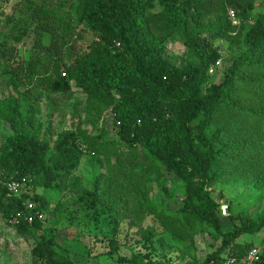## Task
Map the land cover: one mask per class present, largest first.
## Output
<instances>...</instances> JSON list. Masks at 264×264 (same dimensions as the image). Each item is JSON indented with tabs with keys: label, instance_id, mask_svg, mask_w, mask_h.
<instances>
[{
	"label": "trees",
	"instance_id": "trees-1",
	"mask_svg": "<svg viewBox=\"0 0 264 264\" xmlns=\"http://www.w3.org/2000/svg\"><path fill=\"white\" fill-rule=\"evenodd\" d=\"M7 1V12H0V127L12 133L0 142V213L15 229V245L20 239L33 243L30 264L71 262L57 258L53 228L44 225L49 201L35 193L30 209L11 197L5 183L25 180L30 190L79 194L74 173L83 153L102 157L105 170L93 177L83 202L111 227L110 257L125 219L144 246L163 234L187 250V228H213L220 245L203 262L190 264H221L255 246L239 238L264 232V212L237 229H223L220 200L208 188L240 179L249 183V197L263 199L264 9L232 36L229 10L246 14L253 0ZM173 36L185 46L182 65L165 54ZM220 39L230 43L233 60L222 80L212 82L208 73L221 58L215 44ZM73 87L84 95L85 114L92 118H77L55 133L49 121L36 117L37 102L44 93L54 104L56 97L70 100ZM107 109L113 138L103 118ZM167 174L182 190L171 212L149 193V183L156 182L162 195L172 197ZM147 217L162 232L144 226ZM60 219L58 204L51 224ZM259 248L264 264V246ZM8 249L3 239L0 250ZM138 251L116 261L150 264V255Z\"/></svg>",
	"mask_w": 264,
	"mask_h": 264
},
{
	"label": "rangeland",
	"instance_id": "rangeland-1",
	"mask_svg": "<svg viewBox=\"0 0 264 264\" xmlns=\"http://www.w3.org/2000/svg\"><path fill=\"white\" fill-rule=\"evenodd\" d=\"M5 2L8 1L0 0V12H7ZM252 2V8L248 9L246 14H236L234 12L235 18L230 19L233 27L230 32L232 36L243 28L247 30L249 23L263 12L264 0H253ZM215 44L221 53V58L209 69L208 74L211 76L212 82H219L222 80L225 69L231 63L233 57L229 48L230 43L227 40L220 39L215 41ZM29 46H31V43H28V46L26 45L27 48ZM184 51L185 46L177 36L170 37L166 42L165 54L169 59L174 60L177 65L183 64L182 55ZM72 90L74 95L70 100L67 95L56 97L57 103L54 104L53 96L44 93L37 102L39 112L36 113V117L41 122L49 121L55 133L70 129L72 122L77 118H82L81 121L85 123H89L88 119L92 118L85 114L84 95L76 87H73ZM49 113L51 115L48 117ZM103 118L106 128H108V137H115L111 126L113 114H111L110 109L104 112ZM104 121L100 123L104 124ZM87 127L92 133H96V130H94L95 132L92 131L88 124ZM11 133L7 125H4L3 128L0 127V142L3 141L4 137H9ZM82 147L85 148V145H82ZM99 159L102 161V157L96 158L91 154H82L80 164L74 173L81 181L82 191L79 194L72 191L58 192L43 188L30 190L23 187L16 195L11 196L21 198L26 205L31 204L32 208L30 209L35 206L32 201V196L35 193L44 196L49 201V211L44 214L43 218H45L44 225L48 229L53 228L57 258L69 261L71 264H120L116 261V256L131 258L133 254H137L136 252L141 250L142 253L150 255V264H190L194 260L198 263L203 262L206 256L220 245V240H217L213 235V228L196 226L194 229L187 228L188 232L192 234V246L187 250L172 240L170 236H163V234L154 237L150 244L144 246V240L138 234L137 228L133 226L129 228L128 219H125L119 227L117 253L115 256L110 257L107 252L110 249L108 236L111 227L103 215L94 218L95 208H89L83 202L88 198L87 193L92 188L93 177L98 172L105 170ZM165 177V182L172 193V197L167 198L162 195L156 182L149 183V193L152 201L163 204L171 212L178 208L182 190L172 174H167ZM208 189L214 198L220 200L219 220L223 229H237L247 217L255 218L258 214L264 212V195L259 203L257 197H249V183L244 180L231 179L225 183L214 184ZM58 204L61 208V219L55 227L50 220L53 210ZM222 206H226L225 211H222ZM239 214L244 215L242 220ZM148 225H153L162 232L161 227L153 222L152 217L146 218L144 226ZM13 236H15L14 227L0 213V243L3 242V239L9 240L8 251L0 250V264H30L29 252L33 243L20 239L18 245H15ZM244 241L263 247L264 232L255 235H244L239 238V242ZM137 244L140 246L137 247Z\"/></svg>",
	"mask_w": 264,
	"mask_h": 264
},
{
	"label": "built area",
	"instance_id": "built-area-1",
	"mask_svg": "<svg viewBox=\"0 0 264 264\" xmlns=\"http://www.w3.org/2000/svg\"><path fill=\"white\" fill-rule=\"evenodd\" d=\"M229 18L233 19L235 18V13L234 11L230 10L229 11ZM63 76L65 75L64 73L62 74ZM5 186L7 188V191L9 194L16 195L21 188L25 187L26 188V181H8L5 183ZM28 208H32L31 204L27 205ZM222 211H225L226 206H222ZM39 218H42L43 215L40 213H36ZM32 218H28V222H31ZM261 261V250L258 246H253L250 248L244 256L240 258H234V257H225L221 264H259Z\"/></svg>",
	"mask_w": 264,
	"mask_h": 264
}]
</instances>
